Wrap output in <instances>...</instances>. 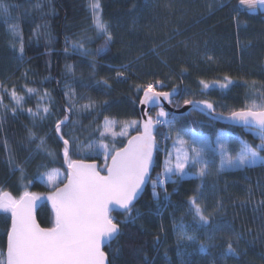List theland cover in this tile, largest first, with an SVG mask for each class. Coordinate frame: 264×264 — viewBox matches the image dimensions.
Here are the masks:
<instances>
[{"label": "snow or ice", "instance_id": "1", "mask_svg": "<svg viewBox=\"0 0 264 264\" xmlns=\"http://www.w3.org/2000/svg\"><path fill=\"white\" fill-rule=\"evenodd\" d=\"M51 2L52 0H35L32 7L42 12L45 3L51 5ZM229 3L230 0H207L206 14L214 15L220 9L228 7ZM13 7H19V5L13 6L6 0H0V15L6 21L12 19ZM137 7L138 5L134 4L130 11H135ZM162 7L172 9L173 4L169 0ZM52 11L55 10L52 9ZM86 11L90 15V27L94 30L95 36H89L85 31L71 41L66 37L64 52L90 56V68L94 75L95 57L110 51L111 45L116 42V35L111 23L104 19L102 0H86ZM230 12L239 28V17L242 13L264 14V0H237V3L231 6ZM15 19L17 22L7 25V31L11 37L10 47L14 53H17L16 59L23 60L25 51L23 30L18 22L20 17L17 16ZM41 27L46 26L37 25L33 31L38 32ZM179 34L180 30L176 29L174 35ZM94 40H102V43L95 49L85 46L86 43ZM164 43L162 41L161 45ZM181 43L185 48L189 47L187 40ZM147 54H153L159 57L162 63L167 64L166 58L156 44H153L147 53L141 52L136 55L134 61L139 62ZM205 59L213 62L215 58L206 55ZM65 67L69 73H73V65L66 64ZM119 67L123 71L116 72L117 80H127L129 72L136 74L133 61L121 64ZM187 72L186 67L181 69V83ZM198 82L200 94L204 95L214 89L230 90L236 86L237 79L224 75L219 79H200ZM81 86L88 88L93 85L81 79ZM95 86L102 89L111 88L107 78L95 81ZM243 86L247 89L246 100L239 109L227 113L217 112L215 104L208 100L184 99L183 104L190 106L189 112L185 115L199 112L210 115L214 120H225L230 125L242 127L246 133L253 136L254 140H258V143H250L242 136H234L223 130H217L213 140V134L198 132L194 128L179 127L178 120L181 118L166 111L161 101L173 104L174 97L187 92L188 88L186 86L181 88L180 84L173 83L170 90L161 91L158 89L166 87L165 81L154 79L135 85L136 92L143 93L136 97L139 105L143 106V115L139 120L123 122L125 128L136 131V135L132 136L124 147L117 148L115 143L105 142L108 134L115 136L111 130L117 123L108 117L104 119L99 138L90 139L85 146L87 151L103 156L104 164L101 166L95 162L86 163L71 158L70 151L72 145L77 142V137L69 136L65 129L69 124L75 126L78 123L71 118L73 114L98 110L100 107L108 106L109 101L103 100L97 103L91 97H87L88 103L77 105L75 89L71 84H65L64 95L68 98V103L64 108L63 116L54 120L50 130L55 133L57 141L63 145L61 152L67 165L66 172L62 175L56 168L37 172L34 180L54 189L46 194L25 190L19 199H14L7 193L0 194V215L4 216L6 221L10 220V227L7 229L6 254L0 252V264H131L129 260L124 259V246L120 244V238L124 235L121 226L135 224L144 215L136 207L144 187L150 183L153 198L157 203L159 204L161 200L162 192L163 199L170 205L171 196L178 191L179 185L186 179H196L200 183L194 193L183 201L186 208L181 212L179 221L176 219L172 221L177 246L176 254L180 258V264H204L205 258H207V264H218V261L220 264H227L230 258L239 264V261L248 255L247 245L253 244L258 236L253 240L246 239L252 234L251 228L246 231L238 230L232 220L224 218L226 206L222 197L216 200L213 211L207 212L205 181L213 173L219 176L223 172L264 167V82L245 80ZM0 89H3L14 102L15 106L10 108L13 116L18 112L26 111L33 121V127L36 126L37 121L44 122L53 117V98L46 89L40 94L39 89L25 86L28 96L38 97L35 110L23 107L25 95L18 94L14 86L9 91L7 86L0 82ZM176 106H180L178 102ZM0 107H3L5 112L9 110V106L3 104V95H0ZM152 108L158 109L155 117L149 114ZM191 123H197V121ZM162 129L164 131H161ZM73 130L74 127L69 129V132ZM120 135H126V131L122 130ZM46 136L47 134L38 136L32 128L27 129L26 139L29 145L39 140L33 151L41 150L49 156H54V153L46 146ZM158 136L160 139L157 138ZM169 141H171L170 147ZM230 144H235L237 147L232 149ZM77 147L80 146L77 145ZM5 149L8 150L6 141ZM160 152L164 153L163 161L160 171L156 172L153 178L152 173L157 167V155ZM30 158L31 152L25 162ZM7 164L10 171L13 173L19 171L23 178L24 169L10 152ZM64 180L67 182L63 183ZM28 183L32 184L33 181L30 180ZM60 183H63V187L57 186ZM169 183L177 186L174 187L173 192L168 191ZM211 188L212 192L216 193V186L212 185ZM257 191L261 197L259 200L255 199ZM43 200L51 202L54 214L52 227L49 228H42L33 215V209ZM232 204L233 207L241 210L251 205L254 218L261 221V232H264V185L259 182L256 188L249 185L246 196L239 200V203L232 201ZM114 212L119 213L121 218L118 219ZM151 214L153 213L150 211L149 215ZM155 214L161 215V222L158 234L153 237L151 243L153 248L159 251L160 244L163 243L159 233L164 232L165 225L160 211L157 210ZM186 217H191V220L185 222ZM141 227L143 228V225ZM200 234L204 236L203 240L200 239ZM225 234H227L225 246L221 247L217 243V236ZM114 241L115 245H113ZM242 241L246 245L244 248L240 247ZM105 248L109 251H105ZM129 249L132 259L139 261L140 264H155V257L150 258L144 252L143 246L130 245ZM167 253L168 250L165 249V261L166 264H170ZM194 255L199 256L200 259L193 260ZM260 255L264 257V252Z\"/></svg>", "mask_w": 264, "mask_h": 264}, {"label": "trees", "instance_id": "2", "mask_svg": "<svg viewBox=\"0 0 264 264\" xmlns=\"http://www.w3.org/2000/svg\"><path fill=\"white\" fill-rule=\"evenodd\" d=\"M6 2L19 7L11 9L12 19L10 20L6 21L0 15V82H3L9 91L14 86L18 94L25 95L23 103L25 109L30 107L35 110L38 98L36 95L28 96L25 86L39 89L40 94L46 89L53 98L54 113L53 117L44 122L37 121L36 126L33 127V121L26 111L18 112L13 116L10 108L15 106L14 102L3 89H0L3 104L9 106L7 112L0 107V194H10L14 199H19L25 190L40 194L54 191L34 180L38 171L45 172L52 168L66 171L61 152L63 145L57 141L55 133L50 130L54 120L63 116L64 108L68 103V98L64 95L65 84H71L75 89L77 105L88 103L87 97H91L97 103L103 100L109 101L108 106L100 107L98 110L73 114L71 118L78 123L75 126L69 124L65 129L69 136L77 137V142L72 145L70 151L71 158L97 160L102 166L103 156L87 151L85 146L90 139L99 138L105 117L121 121L140 119V105L136 97L143 93L136 92V84L162 79L166 87L158 90L168 91L173 83H177L181 88L186 86L188 91L175 97V106L176 102L179 103V107L183 106L184 99L208 100L215 104L217 112L227 113L245 104L247 92L243 86L245 80L264 82V14L242 13L239 17V28H237L230 12L231 6L236 4L237 0H230L228 7L220 9L211 16L206 14L207 0H170L173 4L172 9L162 7L169 0H102L104 19L111 23L116 42L111 45L109 52L95 57L94 75L90 68V56L64 52L66 37L71 41L85 31L87 35L95 36L94 30L90 27L91 19L86 11V0H52L51 5L45 3L42 9L43 14L32 7L35 0H6ZM134 4L138 5L137 9L130 11ZM52 9L55 11L53 12ZM17 16L20 17L18 22L23 30L25 49L23 60L16 59L17 53H14L10 47L11 37L7 31V25L17 22L15 19ZM37 25L46 27H41L38 32H34ZM176 29L180 30L179 35H174ZM169 37L172 38L169 39ZM185 40L189 42L187 48L181 43ZM162 41L165 42L163 45H161ZM249 42L250 46H248ZM16 43L18 47V42ZM101 43L102 40H94L86 43L85 46L95 49ZM153 44L158 45L167 64L162 63L161 59L153 54L145 55L139 62L134 61L136 55L141 52L147 53ZM206 55L213 56L214 61L208 62L205 59ZM129 61L134 62L136 74L129 72L127 80H117L116 72L123 71L119 65ZM66 64L73 65V73L67 71ZM185 67L188 72L183 76L181 83L180 72ZM224 75L237 79L236 86L226 91L214 89L204 95L200 94L198 82L200 79L214 80ZM101 78L109 80L110 89L95 86V81ZM81 79L93 86L82 87ZM81 96L85 98L81 99ZM157 111L158 109H154L151 115L155 117ZM176 116L181 118L178 120L179 127L194 128L205 134H213L212 139L215 138L214 133L217 130H228L235 136H242L250 143H258V140H254L253 136L246 133L243 128L229 127V125L210 120L199 112L189 116L185 114ZM192 121L197 123H191ZM201 121L202 124L199 123ZM73 127L74 130L69 132V129ZM28 128H32L38 136L47 134L46 146L54 153V156H49L41 150L33 151L39 140L28 144L26 139ZM135 133L136 131L132 135ZM129 137L118 138L109 144L115 143L117 148H122ZM157 138L160 139L159 136ZM5 141L8 145L7 151ZM168 146H171V141ZM9 152L23 167V178L19 171L15 173L10 171L7 164ZM30 152L31 158L25 162ZM163 156V152L157 155V167L153 172V178L156 172L160 171ZM216 159L218 163V157ZM30 180L33 181L32 184L28 183ZM258 182L264 185V167L223 172L219 176L213 173L205 181L207 212L211 213L216 200L222 197L226 206L224 218L232 220L238 230L246 231L251 228L252 234L246 239L253 240L258 236L253 244L247 245L248 255L243 257L239 264H264V257L260 255L264 252V232H261V221L254 218L251 205L241 210L233 207L232 204V201L239 203V200L246 196L248 186L256 188ZM199 183L200 181L196 179L183 181L178 191L171 196L170 205L163 199L162 192L161 200L159 204L157 203L149 183L145 193L136 202V207L144 215L135 224L121 226L124 235L120 238V244L124 246L125 260H129L131 264H140L139 261L132 259L130 253L129 246L134 245L143 246L144 252L150 258L155 257V264H166L165 249L168 250L170 264H180V258L176 254L177 246L172 221L173 219L179 221L181 212L186 208L183 201L194 193ZM212 185L216 186V193L212 192ZM167 187L169 192H173L174 187L177 186L169 183ZM260 198V193L257 191L255 199ZM37 210L38 220L42 226L52 227L54 214L51 202L41 201ZM157 210L162 214L165 225L164 232L159 233L163 241L159 251H156L151 243L153 237L158 234L161 222V215L155 214ZM150 211L153 214L149 215ZM113 214L117 215L118 219L121 218L119 213ZM190 220L191 217L185 218V222ZM242 225L243 228H241ZM9 227L10 220L6 221L4 216L0 215V252L5 254ZM226 236L227 234L217 236V243L221 247L225 246ZM200 239H204L202 234ZM240 247H246L243 241ZM105 250L109 251L108 248ZM192 259L199 260L200 257L194 255ZM204 264H207V258ZM218 264H220L219 261ZM227 264H236V261L230 258Z\"/></svg>", "mask_w": 264, "mask_h": 264}, {"label": "water", "instance_id": "3", "mask_svg": "<svg viewBox=\"0 0 264 264\" xmlns=\"http://www.w3.org/2000/svg\"><path fill=\"white\" fill-rule=\"evenodd\" d=\"M175 97H176V96H175ZM175 97H174V98H175ZM161 103H162L163 106L165 107V110H167V111L170 112V113L176 114V115H184L185 113L189 112V110H190V106H187V105H183V106H181V107H177V108H176V107L174 106V103H173V104H169L167 101H164V100H162ZM142 108H143V106L140 105V110H139V111H140V119L142 118V115H143V113H142ZM154 109H157V108H152V109L149 110V114H150V115H151V113H152V111H153ZM203 115H205V116H206L208 119H210V120L216 121V122L221 123V124H224V125H229V127H230V126H233V127H239V126L230 125V124H229L227 121H225V120H214V119L211 118L210 115H207V114H203ZM239 128H240V127H239ZM241 128H242V127H241ZM134 135H136V133H135ZM134 135H131V136L129 137V139H130L132 136H134ZM129 139H128V140H129ZM127 142H128V141H127ZM127 142H126V144H127ZM82 161H84V162H86V163H92V162H95L97 165L100 164V162L97 161V160H90V161L82 160ZM109 163H110V161H109ZM65 167L67 168V165H66ZM152 175H153V173H152ZM66 182H67V181H65L64 183H66ZM148 185H149V184H147V185L144 187V190H143V192L141 193V195L139 196L138 200H140L141 196L145 193V191H146ZM59 187H63V184H62L61 186H59ZM138 200H137V201H138ZM39 205H40V202H38L37 206L33 209V215H34V217H35L37 223H38L42 228H47V227L42 226V224H41L40 221L38 220V216H37V212H38V210H37V209L39 208ZM114 213H115V212H114ZM105 249H106V248H105ZM105 251H106V250H105Z\"/></svg>", "mask_w": 264, "mask_h": 264}, {"label": "rangeland", "instance_id": "4", "mask_svg": "<svg viewBox=\"0 0 264 264\" xmlns=\"http://www.w3.org/2000/svg\"><path fill=\"white\" fill-rule=\"evenodd\" d=\"M175 100H176V98H174V102H175ZM173 102V103H174ZM175 106V105H174ZM176 107V106H175ZM167 111V110H166ZM110 120H115V121H117V123L114 125V127L112 128V130H111V132L112 133H115V136L113 137V135L110 133V134H108V136H107V138H109L108 140L106 139L105 140V142L106 143H110L111 141H114V140H116V139H118V138H127V137H129L130 135H132V133L135 131L134 129H132V128H125L124 127V123L123 122H128V121H132V120H128V121H121V120H117V119H110ZM103 123H104V121H103ZM103 123H102V125H101V131L103 130ZM122 130H124V131H126V135H124V136H121L120 135V133H121V131ZM196 131H198V132H202L201 130H198V129H196ZM223 131H225V132H228V133H231L232 135H233V133L231 132V131H228V130H223ZM235 136V135H234ZM98 139V138H97ZM215 139V138H214ZM213 139V140H214ZM168 144H169V142H168ZM237 146H235L234 144H230V148H232V149H235ZM219 159V158H218ZM59 171H60V173L62 174V175H64L65 174V172L66 171H62V170H60L59 169ZM66 180H64L63 181V183L65 182ZM42 183V182H41ZM63 183H60V184H58L57 186L59 187V186H61ZM44 184V183H43ZM45 185V184H44ZM46 186V185H45ZM48 189H50V190H54V189H52V188H50L49 186H46Z\"/></svg>", "mask_w": 264, "mask_h": 264}]
</instances>
